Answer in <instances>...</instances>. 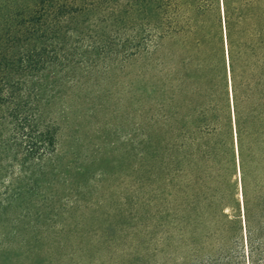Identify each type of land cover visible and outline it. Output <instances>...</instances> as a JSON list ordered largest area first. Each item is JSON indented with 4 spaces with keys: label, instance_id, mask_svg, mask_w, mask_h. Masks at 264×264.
Wrapping results in <instances>:
<instances>
[{
    "label": "trees",
    "instance_id": "16d2710c",
    "mask_svg": "<svg viewBox=\"0 0 264 264\" xmlns=\"http://www.w3.org/2000/svg\"><path fill=\"white\" fill-rule=\"evenodd\" d=\"M124 35L135 50L177 39L187 51L179 105L151 139L170 261L264 264V0H0V126L14 118L13 137L35 155L53 148L21 117L22 77L58 44L104 52Z\"/></svg>",
    "mask_w": 264,
    "mask_h": 264
},
{
    "label": "rangeland",
    "instance_id": "374dc122",
    "mask_svg": "<svg viewBox=\"0 0 264 264\" xmlns=\"http://www.w3.org/2000/svg\"><path fill=\"white\" fill-rule=\"evenodd\" d=\"M126 35L104 52L58 44L22 77L21 117L53 148L35 155L1 121L0 264H173L149 165L187 51L177 39L135 50Z\"/></svg>",
    "mask_w": 264,
    "mask_h": 264
}]
</instances>
